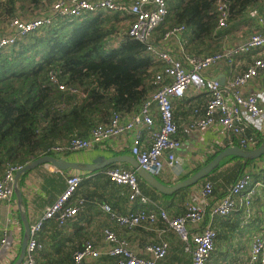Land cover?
I'll use <instances>...</instances> for the list:
<instances>
[{
    "label": "built area",
    "instance_id": "obj_1",
    "mask_svg": "<svg viewBox=\"0 0 264 264\" xmlns=\"http://www.w3.org/2000/svg\"><path fill=\"white\" fill-rule=\"evenodd\" d=\"M217 4L218 27L225 32L230 25L228 4L225 0H217ZM99 11L119 12L125 17H131L126 31L129 37L144 44L147 53L159 63L152 77L154 91L138 111L130 117L115 111L109 122L100 123L86 135H75L53 144L43 151L41 156L84 151L97 144L103 145L112 137L133 133L130 154L136 158L143 169L157 175L165 166L173 167L180 163L178 151L182 147V142L177 135L178 125L174 118L173 99L185 96L190 88L199 96L206 98L204 113L192 118L191 128L205 131L212 126H220L225 132L239 136L243 147L259 138L261 128L255 120H264L262 99L257 94L245 95L242 87L254 77L264 73V54L255 57L225 87L220 81L209 79L205 75V70L222 61L232 64L241 54L264 49V18H259L261 28L240 44L218 52L201 50L188 53L182 49L181 56H178L164 45L171 39L182 40L186 31L184 25L167 27L161 34L160 43L155 38L158 27L164 22L169 12L168 0H58L53 2L40 16L29 17V19L19 16L5 18L9 29L7 33L0 35V48L11 45L19 35L23 36L52 25L58 17L81 18L85 14H94ZM0 17L3 16L0 14ZM50 77L51 81L59 85L61 91L79 93L76 86L67 85L64 82L59 83L55 73L51 72ZM153 108H156L160 116L161 125L158 128ZM194 112L199 115L200 110L195 108ZM34 159L36 158H32L31 161ZM23 166L7 167L0 175V203L13 197L16 173ZM105 173L111 181L128 186L131 202H137L140 206L128 214H119L112 211L110 206L105 205L104 208L117 223L132 229L162 219L167 225L165 231H173L179 235L184 243V250L192 256V264H208L215 248L217 237L215 229L210 225L198 232L190 229V224H202L207 215L206 206L190 204L185 213L171 217L165 209L156 212L155 208L148 206L150 199L142 191L139 175L135 169L113 165L106 169ZM83 178L84 175L80 173L69 174L66 177V189L55 202L47 207L41 219L30 224L27 252L22 264H41L37 261L35 253L43 249V243L39 240V232L45 220L53 218L63 224L78 213L83 199L72 203V197ZM257 185L264 186V181L253 182L250 173L244 172L231 184L224 196L211 206V214L222 217L231 215L238 209V196H243V203L250 206L257 195ZM213 191L214 184L206 181L202 189L203 196L210 197ZM104 238L110 244L107 254L116 258L113 264H159L168 253L167 241L149 244L145 249L149 256H144L135 253L130 248L129 241L120 238L110 228L104 229ZM6 244L7 233L0 238V251L5 248ZM99 255V250L90 240L85 241L82 248H75L72 251L75 264H82L88 258H96ZM247 264H264V233L253 238Z\"/></svg>",
    "mask_w": 264,
    "mask_h": 264
},
{
    "label": "crops",
    "instance_id": "obj_2",
    "mask_svg": "<svg viewBox=\"0 0 264 264\" xmlns=\"http://www.w3.org/2000/svg\"><path fill=\"white\" fill-rule=\"evenodd\" d=\"M259 18H264V0L248 7L240 17L230 22L225 32L218 27L203 47L191 45L188 32H184L182 40L171 39L164 46L178 56H181L182 49L192 53L201 50L222 51L242 43L259 30L261 28ZM167 27L168 25L162 24L158 28L155 33L157 42H161V34ZM116 42L118 43V41ZM262 54H264V49L241 54L232 64L222 61L211 66L205 70V75L209 79L220 81L221 85L225 87L237 73L242 72L255 57ZM242 91L245 95H259L262 99L261 104L264 106V73L251 79L242 87ZM150 94L149 92L145 100L150 97ZM227 95L230 96V94ZM205 105L206 98L199 96L192 88L187 91L185 96L173 99L174 118L178 125L177 135L182 142V147L178 151L180 163L173 167L165 166L159 174L155 175L167 186L175 185L183 180L182 176L190 174L200 166L203 167L208 158L218 150L234 146L244 150H253L264 144V120H255L261 128V135L255 142L249 143L245 147L241 146L239 136L225 132L220 126L215 125L205 131L191 128L192 118L203 115ZM139 107L126 115L130 117L138 111ZM195 108L200 110L199 115L194 112ZM152 111L158 128L161 125L159 113L156 108H153ZM133 136V133H126L112 137L105 144H97L88 150L72 151L56 156L65 160L87 163L100 155L105 157L120 154L131 155L130 144ZM116 164L127 169H134L128 163ZM221 164L220 168L215 169L216 171L214 170L209 177L172 194H163L155 190L140 177L139 184L150 199L148 206L155 208L156 212L165 209L171 217L185 213L190 204L206 206L207 215L202 224H190V229L198 232L209 225L215 229L217 233L215 248L208 264H247L253 238L264 233V186L257 185V195L253 198L250 206L243 203V196H238V209L231 215L214 216L211 214L210 208L224 196L231 184L244 172L250 173L253 182L264 181V154L255 159L240 158V160L235 159ZM240 164L243 169L232 180L225 183L224 175L233 166L238 168ZM73 173L84 175V181L73 195L72 203L82 198L83 204L80 205L75 217L63 224L53 218L45 220L42 230L39 232V240L43 243V249L35 253L38 262L41 264H75L72 257L73 249L82 248L84 242L90 240L99 250L100 255L96 258H88L82 264H113L116 258L107 254L110 244L104 238V229L110 228L120 238L127 239L130 248L135 253L144 256H149L145 252L146 246L149 244L167 241L169 246L167 256L159 264H192V256L184 250L183 241L173 231H165L167 225L162 219L132 229L116 222L104 208L105 205L110 206L112 211L119 214H128L140 206L137 202H131L129 187L111 181L104 169L96 172L77 169L59 170L49 163L42 164L22 175V181L20 180L19 183L22 193L21 203L15 190L11 199L0 203V238L7 233V244L0 251V264H22L24 262L26 253L20 262L26 234L22 211L25 212V220L29 224L37 222L42 218L47 207L55 202L66 189V177ZM206 181H211L214 184L213 195L210 197H204L202 193ZM174 194L175 196L172 197Z\"/></svg>",
    "mask_w": 264,
    "mask_h": 264
},
{
    "label": "trees",
    "instance_id": "obj_3",
    "mask_svg": "<svg viewBox=\"0 0 264 264\" xmlns=\"http://www.w3.org/2000/svg\"><path fill=\"white\" fill-rule=\"evenodd\" d=\"M55 1L0 0V18L37 17ZM225 1L230 23L261 0ZM168 4L162 24L184 25L193 46L203 47L219 26L217 0H168ZM125 20L128 24L130 19L106 11L58 17L52 25L19 35L0 48V175L7 167L40 157L53 144L86 135L109 122L115 111L130 113L154 91L152 77L159 63L128 32L120 34ZM51 72L59 83L76 86L79 93L61 91L51 81ZM235 159L240 160L229 156L221 162ZM242 169L241 164L233 166L223 177L225 183Z\"/></svg>",
    "mask_w": 264,
    "mask_h": 264
},
{
    "label": "water",
    "instance_id": "obj_4",
    "mask_svg": "<svg viewBox=\"0 0 264 264\" xmlns=\"http://www.w3.org/2000/svg\"><path fill=\"white\" fill-rule=\"evenodd\" d=\"M263 154H264V144L260 146L259 148L253 149V150H244L238 146L227 147L223 149L222 151H220L210 162H208L206 165L201 167L199 170H197L196 172L191 174L189 177L177 182L175 185H172V186L165 185L162 181H160L157 178V176L143 169L138 164L136 158L133 157L132 155L120 154V155H114L110 157H105L104 155H100L94 158L91 162L82 163V162H75L71 160H65L64 158L48 154V155L40 156L30 161L29 163L25 164L21 168V170H19L16 173L14 190H15V194L17 198L19 199V202L21 203L22 193H21V190L19 189V183H20L22 175L46 163L52 164L54 167L58 168L59 170L77 169V170L90 171V172H96V171L103 170L104 168L110 165H114L116 163H128L131 166H133V168L137 171L139 177L143 179L147 184H149L152 188H154L155 190L163 194H172L183 188L195 185L202 179L206 178L208 175H210L215 169H217L220 166L221 161L224 158L230 155L238 156L245 160H249V159L258 158ZM22 216L24 218L26 234L23 240L20 262L24 259V256L26 253L27 242L29 238V233H30V224L28 223L27 220H25L26 215L24 211H22Z\"/></svg>",
    "mask_w": 264,
    "mask_h": 264
},
{
    "label": "rangeland",
    "instance_id": "obj_5",
    "mask_svg": "<svg viewBox=\"0 0 264 264\" xmlns=\"http://www.w3.org/2000/svg\"><path fill=\"white\" fill-rule=\"evenodd\" d=\"M125 22H126V20H125ZM119 28H120V34L126 32V30H127V28H128V24H127V22H126L125 24L122 23L121 26H120ZM8 29H9V27H8L7 24L5 23V20L2 19V18H0V35L6 33V32L8 31ZM81 97H82V96H81ZM133 157H134V156H133ZM117 165H118V164H117ZM112 166H113V165H112ZM112 166L110 165V167H112ZM110 167L108 166V167L104 168V170H106V169H108V168H110Z\"/></svg>",
    "mask_w": 264,
    "mask_h": 264
}]
</instances>
